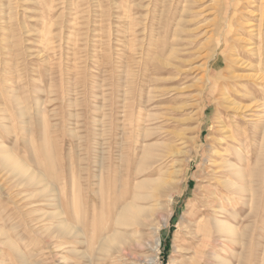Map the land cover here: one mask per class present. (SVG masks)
<instances>
[{"label": "rangeland", "instance_id": "374dc122", "mask_svg": "<svg viewBox=\"0 0 264 264\" xmlns=\"http://www.w3.org/2000/svg\"><path fill=\"white\" fill-rule=\"evenodd\" d=\"M149 1L132 0L135 21L152 11ZM247 1L198 3L199 15L183 26L189 44L177 46L186 48L187 78L178 83L147 66L149 78L163 80L146 87L141 55H130L124 41L125 0H0V156L9 151L51 186L17 179L0 162V264H149L143 257L151 251L140 245L152 240L150 226H159L157 264H178L191 256L180 247L194 209L198 218L234 228L230 235L212 230L202 264H264V0ZM157 2V20L164 22L170 0ZM127 63L132 82L125 79ZM226 81H235L227 88L244 93L252 108L237 132V163L249 189L228 205L231 213L217 216L201 202L203 190L214 188L211 155L221 151L216 107L229 118L213 101ZM150 88L155 93L147 100ZM145 149L151 157L141 167ZM59 199L72 225L80 212L86 242L58 231ZM122 201L142 207L136 218L143 225L118 227L120 244L98 251L96 239L90 241L93 220Z\"/></svg>", "mask_w": 264, "mask_h": 264}, {"label": "bare ground", "instance_id": "6f19581e", "mask_svg": "<svg viewBox=\"0 0 264 264\" xmlns=\"http://www.w3.org/2000/svg\"><path fill=\"white\" fill-rule=\"evenodd\" d=\"M157 1H159V0H157ZM157 1L151 0L148 2V5L150 4L152 11L149 9L144 14V18L142 20L139 19L140 21H135V17L130 14L131 13L132 0H125V5H124L125 6V15H126L124 23H123V34H124V39H125L124 40L125 45H126V48L129 50L130 55H132L133 53H136V54L138 53L139 55H141V57H139L140 59L138 60V64L140 63L141 66L144 65V67H143L144 72H143V75L140 76V84L142 86V83H143L146 85V87H150L153 85L160 84L161 83L160 81L163 80L161 78H158V79L153 78V77L149 78V76L146 73V71L148 72L147 66L154 67V72L156 74H159V75L160 74L163 75L165 73H170L173 76V77L171 76L173 78V80L175 82H178V83L179 82L182 83L187 78L188 73L186 70H183V68L187 64H186V61L182 57L184 54H186L182 50L185 51L186 48L178 49L177 46L182 45V44H189V43H187L189 41L184 40L186 37L189 36V33L184 29L183 26L185 25V23H189L192 21V19H193L192 16H195V14H198V12L195 11L196 10L195 7H198V3L202 2V0H170V6L166 10V19L164 22H160L157 20L158 3H159ZM248 1H250V0H248ZM249 5H252V4H249ZM202 7H205V5ZM260 8H261V6H260ZM261 17H263V16H261ZM245 20H247V19H245ZM260 22H262V20ZM255 24H257V23H255ZM257 25H258L257 27H259V24H257ZM243 28H244V26H243ZM157 34L160 36V39L158 38L156 40ZM260 37H261V35H260ZM180 39H182L184 41H182ZM124 41H123V43H124ZM253 46H254V44H253ZM261 47H264V45ZM253 51H255V50H253ZM135 62H132V63L134 64ZM257 62H259V61H257ZM203 65H205V63ZM225 65H227V64L225 63ZM246 66H248V65H246ZM131 67H132L131 63L126 64V69H127L125 71L126 82L127 81L128 82L133 81L134 74L131 70ZM243 67H244V65H243ZM207 70L208 69L205 70V74H203V76H200L199 79L201 80V82L205 80V78L207 76ZM255 73H257V72H255ZM222 74L223 73L221 72V70L218 71V74H217L218 76L215 78L214 83H217V80H219L222 77ZM229 76L233 79H238V75L230 74ZM251 78H252V76H251ZM259 78L261 81V80H263L264 77H259ZM144 80H145V82H143ZM181 80H183V81L181 82ZM233 84H235V81L234 82L233 81H226V82L221 83L220 84L221 86H219L217 89V94H219V96L213 97V101L215 102V105L216 106L218 105L219 107H221L225 113L227 112L228 117H229V118L227 117L228 119H225V117L220 118V116H219L220 111H218V107H216V117L214 118L215 119L214 122L217 123L215 125V132L217 133V140H216L215 144H216V148L220 149L221 151H218V152L214 151L215 152L214 155L210 154L211 159L209 161V163H210L209 165L212 166V168L210 169L211 170L210 171L211 176L209 177V179H211L212 181L214 180L213 184L210 183L213 185L214 188L213 189L207 188L206 190H203V191H206L207 194H206V196H203V197H205V200L203 202H201L202 204H204V202H205V204H207V205H203V206H206V208H207V206H209L208 208H212L213 212L212 211L211 212L213 215H217V213H219V212L222 214H225V215L231 213V211L229 210V209H231V207L229 208L228 205H230L231 203H233V201H235L233 199H238V198L243 199V197L245 196V193L249 189V188L247 189V187L244 183L245 182L244 169L242 166L238 165V163H237L239 160V157H240L239 153H238V149H239V146L241 145V140H239V138L237 137V132H239L238 129L240 128L241 123L246 121L245 120L246 114L243 115V113L251 110L252 108L249 105H244L243 101L247 100L246 99L247 96L244 93H239V92L238 93H232L229 90V88H227L228 86L231 87ZM153 87H155V86H153ZM198 88H199V90H201L202 85H200ZM153 92L154 91L151 88L147 91V93H146L147 100L148 99L150 100V98H151L150 94H153ZM187 119L191 120V117H188ZM243 124H245V123H243ZM149 157H151L149 152L146 149L143 150V152L139 158V162H138L139 166L141 165V167H143L142 165H145L146 163H148L147 161H148ZM0 162L4 166H6L8 169H11L10 171H13L12 173H15L17 176H19V178H17V179L21 178L24 180V182L25 181L29 182L31 180L39 179L38 182H40L44 188H48V187L51 188L50 183L44 182L42 178L40 179V177H41L40 175H42V174L30 172L28 170V168L20 160L16 159L9 151L6 150V151L2 152V154L0 156ZM114 165H115L114 167L117 166L116 160H114ZM205 179H207V178L205 177ZM200 180H202V179L200 178ZM207 181L208 180H206L204 182H207ZM27 182H26V184H27ZM32 182L33 181L29 182V184H31ZM103 199H104V197H103ZM172 199H173V197L169 196V203L172 201ZM59 201L57 202V208H58V215L60 216L61 219L59 220V222L57 224L58 231L63 236H70L72 238H74V237L77 238V236H78V239L81 240V241L79 240V242H86L87 236H86L85 230L83 228V222L80 218V212L79 213L75 212V214L78 217V221H79L78 225H76V226L72 225L70 223V220H69L70 214H69L68 205H66L64 203V201L61 202L60 199H59ZM202 204H200V206H202ZM78 207H80V203L78 204ZM215 208H216V210H215ZM113 209H114V211L112 213H110V214L106 213L105 214V217L102 219V221L98 222L96 219L93 220V223H92L93 229L91 232L90 241H94L96 239V241L98 242V246H97L98 251L109 252L108 250H111L114 245L120 244V242L122 241V233H120L118 231L120 226L125 227L128 225H134V224H139V223H140V225L141 224L143 225V222L142 223L139 222V220L136 218V215H137L136 213L141 212L143 209H142V207H138L133 201H131V202L130 201L129 202L122 201V203H120L118 205L117 204L114 205ZM217 209H219V210H217ZM194 210H196V212H193V215L190 218L189 223L185 226L186 229L184 230L185 232L183 233L184 245L182 247H180V251L182 253L181 254L182 256H184L186 254H191V256H189L186 260H181L180 262L178 261L179 262L178 264H202L201 259L204 256L205 247L210 244V237H211V234L213 233L212 230H214V233H213L214 236H215V231L220 233V234H224V235H230V234H233V232H234L233 226L230 225L228 222L223 221L222 219L214 218V217H213L214 220L212 219L213 221L210 220L209 217H206L203 219L200 216V218H198L197 209H194ZM201 212H203V211H201ZM217 216H219V215H217ZM168 219H169V216H165L162 219L160 225H165L167 223ZM145 227H146V225H145ZM148 230H150V231H148V237H149V239L152 237V240L144 241V243L141 245L139 244V242H136V243H137V245L139 244L140 246H144L149 251H151L149 254H147L143 257V261L147 262L149 264H157V253L159 251V243H160L159 236H158L159 226H150ZM136 232H138V231H136ZM146 233H147V231H146ZM213 234H212V236H213ZM65 247H67V246H65ZM138 249H139V247H138ZM75 252H76V250H75ZM100 254H102V253H100ZM103 255H105V253ZM91 257L89 256L88 258H91ZM102 258L104 259V257H102Z\"/></svg>", "mask_w": 264, "mask_h": 264}]
</instances>
